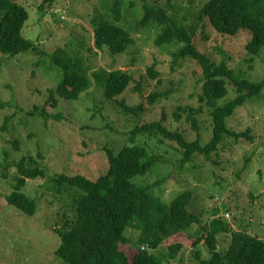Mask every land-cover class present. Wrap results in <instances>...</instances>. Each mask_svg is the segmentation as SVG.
I'll return each instance as SVG.
<instances>
[{"label":"rangeland","instance_id":"rangeland-1","mask_svg":"<svg viewBox=\"0 0 264 264\" xmlns=\"http://www.w3.org/2000/svg\"><path fill=\"white\" fill-rule=\"evenodd\" d=\"M14 1L29 12L23 36L37 46L12 58L0 53V264H68L56 256L61 238L54 229L62 228L63 218L71 220L75 216L72 201L77 192L66 184L59 186L55 179L63 174L99 177L106 171L108 152L119 153L130 145L131 132L145 123L162 121L171 131H181L188 141L199 138L204 145L213 134L206 107L196 117L198 128L187 120L191 111L181 112L177 119L179 106L200 107L203 70L191 59L175 61L174 54L182 44H157L162 28L156 23L140 25L145 6L167 8L179 24L197 27L199 50L216 66L225 64L235 75L251 82L264 80V49L258 56L247 52L251 39L247 30L236 36L214 32L199 13L208 0H121L119 25L131 34L134 43L118 55H111L107 49L96 51L91 26L94 16L113 19L115 0H56L52 6H45L43 13L39 10L43 0ZM59 49L86 58L92 86L78 100L57 99L53 107L46 102L50 90L62 80L51 59ZM152 66L159 74L156 78L147 74ZM113 70L128 71L137 81L146 76L142 91L136 92L133 82L124 94L108 99L94 74ZM228 88L230 94L220 105L237 95L236 87L228 83ZM152 94L167 96L150 104ZM121 100L131 107L142 104L144 109L138 114L126 113L120 107ZM36 107H46L49 118L32 114ZM228 128L233 132L252 129L255 139L226 137L211 156L197 153L185 167L181 166L176 143L137 137L136 144L160 160L134 181L141 186L160 185L154 188V194L167 204L192 190L196 198L193 210L201 212L203 220H210L218 210L235 231L244 230L264 240V90L236 110ZM24 157L35 159L45 172V178L28 179L22 190L37 200L33 216L7 200L17 183V163ZM198 231L195 225L186 233L194 238ZM139 233L134 225L125 235L137 241ZM178 238L184 249L178 260L165 264H194L198 250L203 258L209 256L204 243L195 248L191 239L182 235ZM231 239V234L220 235V249L228 248ZM175 240L170 239L159 251L167 253Z\"/></svg>","mask_w":264,"mask_h":264},{"label":"trees","instance_id":"trees-1","mask_svg":"<svg viewBox=\"0 0 264 264\" xmlns=\"http://www.w3.org/2000/svg\"><path fill=\"white\" fill-rule=\"evenodd\" d=\"M54 2L56 0H43L39 10L43 13L45 6H52ZM121 8L122 1L115 0L111 7L113 19L92 18L96 51L107 49L111 55H118L134 43L131 34L119 25ZM144 11L140 22L142 27L156 23L162 28L156 40L158 45L178 42L183 46L174 54L175 61L191 59L201 65L200 107L179 106L175 114L180 119L181 112L191 111L187 120L194 128H198L196 117L203 114L204 107L208 108L212 137L205 145L199 138L190 142L181 131H171L162 121L149 122L137 126L131 132L130 145L124 146L119 153L108 152L106 171L99 177L90 179L83 175H60L55 179L57 184L70 186L77 195L72 201L75 216L71 220L63 218L62 228L54 229L61 238L56 256L68 264H165L178 260L185 246L178 238L182 235L191 239L193 247L204 243L208 248L207 258H203L200 250L196 252L197 262L194 264H264V240L244 230L235 231L218 210H214L210 220H203L202 213L193 210L196 198L192 190L182 192L167 204L154 194V188L160 185L141 186L134 181L138 176L146 175L160 160L149 156L144 146L137 145V137L176 143L182 156V167L192 162L197 153L211 156L220 149L226 137L236 140L244 137L250 141L255 139L252 129L231 131L228 120L238 108L264 90V80L251 82L235 75L225 64L216 66L212 63L196 44L197 27L179 24L170 15L169 9L164 7L147 5ZM199 13L201 20L207 21L213 31L220 35L236 36L242 30H247L251 34L246 45L250 55L258 56L263 51L264 0H208ZM29 17L27 9L18 2L0 0L1 54L12 58L36 50L37 45L23 36ZM51 59L59 68L62 80L55 89L50 90L46 105L57 106V99L76 101L91 88L87 60L83 55L59 49ZM147 74L151 78L159 76L155 66L150 67ZM94 77L105 96L113 100L124 94L133 82L136 84L134 90L141 92L146 79L143 75L139 81L134 80L131 73L123 70L96 72ZM228 83L236 87L237 95L220 105L219 102L230 94ZM164 96L167 94H152L149 102L154 104ZM119 104L126 113L138 114L144 109L142 104L138 107L128 106L124 100L119 101ZM32 114L46 120L50 115L46 107H36ZM38 164L32 157H24L17 163V183L14 192L7 197L10 205L29 216L35 215L37 200L28 197L22 190L28 179L45 178V172ZM134 225L140 230L137 241L125 235L127 229ZM195 225L199 226V231L193 238L186 231ZM223 234L232 235L231 244L226 249L219 247L218 238ZM174 237L176 240L167 248V253L159 251Z\"/></svg>","mask_w":264,"mask_h":264},{"label":"built area","instance_id":"built-area-1","mask_svg":"<svg viewBox=\"0 0 264 264\" xmlns=\"http://www.w3.org/2000/svg\"><path fill=\"white\" fill-rule=\"evenodd\" d=\"M61 18V17H60Z\"/></svg>","mask_w":264,"mask_h":264}]
</instances>
